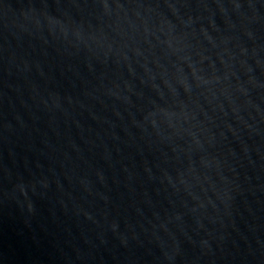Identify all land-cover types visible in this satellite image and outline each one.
<instances>
[{
  "label": "water",
  "instance_id": "water-1",
  "mask_svg": "<svg viewBox=\"0 0 264 264\" xmlns=\"http://www.w3.org/2000/svg\"><path fill=\"white\" fill-rule=\"evenodd\" d=\"M0 264H264V0H0Z\"/></svg>",
  "mask_w": 264,
  "mask_h": 264
}]
</instances>
